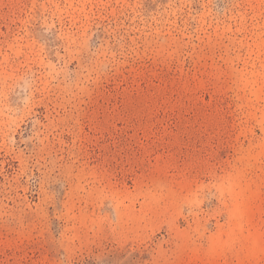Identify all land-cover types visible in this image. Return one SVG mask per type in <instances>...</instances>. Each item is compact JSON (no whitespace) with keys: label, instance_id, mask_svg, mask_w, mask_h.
Instances as JSON below:
<instances>
[{"label":"rangeland","instance_id":"374dc122","mask_svg":"<svg viewBox=\"0 0 264 264\" xmlns=\"http://www.w3.org/2000/svg\"><path fill=\"white\" fill-rule=\"evenodd\" d=\"M0 264H264V0H0Z\"/></svg>","mask_w":264,"mask_h":264}]
</instances>
